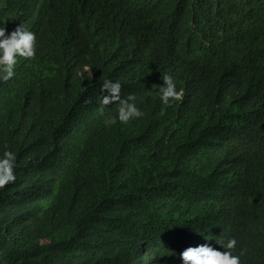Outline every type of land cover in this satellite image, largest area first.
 <instances>
[{
	"label": "trees",
	"instance_id": "trees-1",
	"mask_svg": "<svg viewBox=\"0 0 264 264\" xmlns=\"http://www.w3.org/2000/svg\"><path fill=\"white\" fill-rule=\"evenodd\" d=\"M20 24L36 55L0 81V264H182L221 237L264 264V0H0ZM103 79L143 116L105 126Z\"/></svg>",
	"mask_w": 264,
	"mask_h": 264
},
{
	"label": "clouds",
	"instance_id": "clouds-1",
	"mask_svg": "<svg viewBox=\"0 0 264 264\" xmlns=\"http://www.w3.org/2000/svg\"><path fill=\"white\" fill-rule=\"evenodd\" d=\"M36 55V35L29 31L23 24L18 25L11 33L6 28L0 27V81L7 82L15 75L17 58L25 60L34 59ZM79 75V72L77 73ZM164 86L159 87L160 99L165 106H171L175 102L182 101L183 89H177L173 77L169 74H162ZM103 93L100 103L102 106L116 103L118 106L117 115L106 117L105 126L113 125L117 122L126 124L131 120L143 116V112L134 102L135 96L128 95L121 99V84L113 82L111 79H103L101 86ZM107 93V95H104ZM91 101H86L90 103ZM103 111V107L101 108ZM16 155L12 151L6 150L0 157V189L16 181L15 167ZM216 244L222 246L223 251L205 243L196 247H188L180 258L182 264H242V257L247 254V248H241L237 254L238 240L230 238L215 239Z\"/></svg>",
	"mask_w": 264,
	"mask_h": 264
}]
</instances>
